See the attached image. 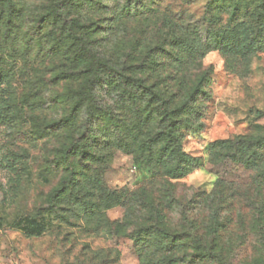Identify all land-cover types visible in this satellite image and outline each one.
<instances>
[{"label":"rangeland","instance_id":"1","mask_svg":"<svg viewBox=\"0 0 264 264\" xmlns=\"http://www.w3.org/2000/svg\"><path fill=\"white\" fill-rule=\"evenodd\" d=\"M71 19L175 113L198 167L167 176L158 105L117 78L88 130L51 132L70 108L51 37ZM0 77V264H162L135 231L188 224L223 264H264V0H0ZM197 255L168 258L211 264Z\"/></svg>","mask_w":264,"mask_h":264},{"label":"trees","instance_id":"2","mask_svg":"<svg viewBox=\"0 0 264 264\" xmlns=\"http://www.w3.org/2000/svg\"><path fill=\"white\" fill-rule=\"evenodd\" d=\"M70 23V24H69ZM69 28L65 38L62 36V31L54 35L52 38L53 56L61 54L65 62L67 71L63 74L56 72V75L50 81L51 84H59L62 80L69 82L64 94L56 95V104L70 106L68 114L59 120L53 121L48 128L52 133H58L73 127H83L85 130L91 127L93 120L97 117V112L103 109V102L100 100L99 90L104 88L107 93L109 85L115 83L114 78L121 80L125 88H129L132 84H137L139 96L143 100H148L149 104H154L159 117V123L162 126V132L157 136L155 142L161 143L159 154L164 157V169L172 179H180L191 170L199 166L197 158H193L186 154L181 147V135L178 129L175 128L177 122L174 120L175 113L166 110V103L152 91L151 88L145 87L140 80H134L131 77L120 75L108 62L103 59L100 53L94 48L93 41L86 35V32H76V20L69 21ZM42 29L39 30L41 34ZM67 45L66 48L64 46ZM54 52V53H53ZM54 69L53 71H56ZM1 78V77H0ZM201 80L196 88L199 89ZM135 87V86H133ZM125 91V89H124ZM123 91V92H124ZM127 93L124 92V97ZM109 114H111L109 112ZM108 115V114H106ZM109 123L111 118L105 117ZM83 120L81 124L76 125L77 120ZM46 130V129H45ZM149 152L153 149L150 146L146 147ZM61 156L65 157L69 152H60ZM83 153L82 156H85ZM68 167L64 171H68ZM67 187H60L54 191L52 198H58L66 192ZM193 224L187 225V232L180 234H171L165 231H154L151 234L147 233V229L139 228L135 231L132 238L135 242H147L148 246L156 245V250L162 252V264H179L173 261L170 257L177 249H193L198 252L197 261H206L211 264H223L217 253H212L206 249L201 242V239L196 238L195 231L192 230ZM151 230V229H150ZM195 230V229H194ZM192 264V263H191Z\"/></svg>","mask_w":264,"mask_h":264}]
</instances>
